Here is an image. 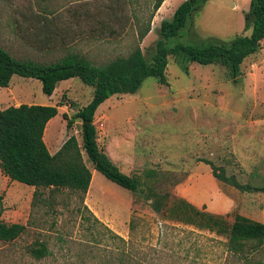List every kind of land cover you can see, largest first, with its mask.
<instances>
[{
	"label": "rangeland",
	"instance_id": "rangeland-1",
	"mask_svg": "<svg viewBox=\"0 0 264 264\" xmlns=\"http://www.w3.org/2000/svg\"><path fill=\"white\" fill-rule=\"evenodd\" d=\"M154 3L0 0V46L15 58L41 63L55 62L72 52L101 65L127 55L138 43L148 55L161 20L173 14H157ZM248 5L249 0H207L180 29L179 36L168 40V46L179 42L228 44L243 33V12ZM38 13L51 15L44 19L45 28L37 24ZM148 22L150 31L139 41L138 32ZM57 26L63 27L65 35H74L68 47L56 39ZM39 43L50 47L39 54ZM166 76L167 84L145 78L136 93L113 95L95 112L99 132L103 129L101 109L109 108L112 126L132 135L122 148L133 155L128 173L138 179L137 191L97 172L98 179L84 196L69 189L55 194L45 189L33 201L34 187L12 181L0 170V218L26 225L14 241H0V264H82L81 260L85 264H106L107 260L118 264L115 255L122 248L142 264H258V260L264 264V248L252 261L238 257L226 249L224 234L157 213L150 204L153 191L168 195L170 201L173 197L202 201L197 208L224 215L228 224L236 214L264 223V40L256 53L242 61L236 80L221 63L202 65L188 61L183 54L168 56ZM92 92V87L74 77L58 83L50 99L72 116L88 103ZM0 93L1 100L7 101L2 108L30 102L52 105L46 103L48 96L35 78L13 75ZM62 115L46 127L44 141L48 145L50 137L53 144L57 140L62 143L70 134L80 138L77 120L61 131L59 121L66 124ZM84 159L92 167L85 154ZM204 161L212 163L219 179ZM232 181L258 190H239ZM80 194L84 204L122 236L125 244L110 237L100 225H95L94 235L87 231V223L77 211L83 206ZM59 235L66 243L59 242ZM36 239L44 241L52 255L41 260L31 257L27 247Z\"/></svg>",
	"mask_w": 264,
	"mask_h": 264
},
{
	"label": "trees",
	"instance_id": "trees-1",
	"mask_svg": "<svg viewBox=\"0 0 264 264\" xmlns=\"http://www.w3.org/2000/svg\"><path fill=\"white\" fill-rule=\"evenodd\" d=\"M207 0H184L174 10L170 18L162 19L157 28L158 38L150 53L145 55L138 45L125 56H116L110 61L96 65L84 56L69 52L55 62L41 63L31 59H18L0 46V87H7L13 75L35 78L40 81L44 94L50 96L61 80L77 77L85 85L93 88L87 104L68 117L66 128H71L76 120L80 122L79 142L75 134L69 135L59 149L51 154L43 135L47 122L58 113L57 105L21 103L0 110V170L12 181L34 187L33 201L42 190L55 194L62 189L86 194L91 180V172L86 165L84 154L94 169L116 184L137 191L140 183L135 176L128 175L109 158L100 146L94 124L98 106L113 95L134 94L147 77H154L160 84H167L166 67L169 55L183 54L188 61L202 65L221 63L235 79L240 74V65L249 55L258 51L264 40V0H249L243 12V33L236 35L228 44L210 41L192 45L176 43L168 46V40L179 36L194 12L199 11ZM163 0H155L156 11ZM76 15L79 12H73ZM150 31L148 22L138 32L139 41ZM247 32V33H244ZM236 80V79H235ZM215 171L211 162L204 161ZM218 175V176H217ZM228 181V179H224ZM239 190H258L249 185L231 183ZM80 194V195H81ZM77 208L87 223L86 229L94 235L95 225L104 227L110 237L125 244L127 241L104 225L84 204ZM169 200V204L166 202ZM152 209L165 216H175L188 224L209 228L226 237L225 247L233 255L252 261V256L264 248V223L245 215L236 214L231 224L226 223L222 214L211 213L197 208L182 197L158 195L151 191ZM83 211L87 214L84 215ZM168 211V212H167ZM89 221V222H88ZM129 228H134L133 220ZM26 225L19 222L6 223L0 218V241L11 242L21 236ZM60 243L66 240L58 236ZM96 241H94V244ZM27 252L36 260L52 255L44 241L34 240ZM92 252V251H89ZM88 252V253H89ZM115 259L118 264H142L128 250L117 249ZM85 264L84 260H81ZM93 261L86 264H93ZM261 260H258L260 264ZM96 263V262H95ZM110 263L107 260L106 264ZM154 264V262H150Z\"/></svg>",
	"mask_w": 264,
	"mask_h": 264
},
{
	"label": "crops",
	"instance_id": "crops-1",
	"mask_svg": "<svg viewBox=\"0 0 264 264\" xmlns=\"http://www.w3.org/2000/svg\"><path fill=\"white\" fill-rule=\"evenodd\" d=\"M182 1H184V0H163L161 5L157 9V11H158L157 14L163 15L162 13H166V14L173 13L174 10L176 9V7ZM38 14L40 16H39V21L37 22V24H38V26L40 25V26H43L45 28V26H46L45 23L47 22V20L45 22L44 19L51 18V15L50 14H45L44 15V14H40V13H38ZM55 29H56V36L55 37L60 42V44H62L61 46L68 47L67 45H70V44L73 43V41L71 39V38L74 37L73 34H69L68 33L67 35H65L66 33H65V31H63V27L62 26H57ZM68 37H69L70 40L66 41L65 39L68 38ZM77 39H79V37H77L76 40ZM49 47L50 46H46V45H44L42 43H39L38 44V53L42 54L45 50L49 49ZM71 79L72 78L61 80L58 83L59 84H61V82L66 83V82H68ZM58 83H57V85H58ZM0 88H1V90L2 89L4 90L6 87H0ZM53 94H54V91H53V93L50 96H48V98H47L48 102H46V103L55 105L52 102V99H50V97H52ZM0 97H2L1 93H0ZM6 100H8V99H6ZM106 100H108V99H106ZM106 100L104 101V103L106 102ZM0 101H1L0 102V110H1L2 109L1 106L3 104H5L7 101L4 102V100L2 101L1 98H0ZM102 103L98 106L96 112L102 106ZM28 104H33V103L30 102ZM108 107H110V106H108ZM57 108H58V113L47 122L46 127L48 125L52 126V124H53V122L55 120L54 118L60 116V114H62V113H66L68 115V117H71L68 110H63L62 109V111H61L59 109L60 107L58 105H57ZM101 112H102L101 114H103V120H102V123H101L103 129H102L101 132H99L97 130V128H96L99 144L103 142L102 143V147H103L104 151L106 152V154L109 156V158L120 168L121 171H124L126 174L129 175V173H128L129 172V165H130V162L132 160V156L133 155L131 153H128L127 151H123L124 149L122 148V145H123V143L124 144L130 143L132 135L129 132H126V131H119V129H118V127L116 125H115V127L112 126V122H113L114 119H113V115H109V113H110V109L109 108L108 109L103 108V109H101ZM76 122H79V120H77ZM59 123H60L59 127H60V129L62 131L64 129V127H66V124L64 122H61V121H59ZM46 127H45V130H44L43 138H44L45 133H46ZM75 136H76L77 140L80 142L81 141V137L79 138L77 135H75ZM53 141L54 140H52V138L50 137L49 145L45 142L46 146L48 148V151L51 154L55 153L65 140L62 143H59V140H57V141H55L54 144H53ZM123 160H125L126 162H124ZM125 164H128V165H125ZM88 168L90 169V172H91V180H90V185H89V188H90V186H94V182L96 181V179H98V175H97L98 171H96L93 166L92 167L88 166ZM230 190H231V188H230ZM190 202H191V204H193L196 207L202 206V203H201L202 201H199V202L197 201L196 202V201L192 200ZM228 202L230 204L233 201L231 200V201H228ZM233 204L234 203H232V205Z\"/></svg>",
	"mask_w": 264,
	"mask_h": 264
}]
</instances>
